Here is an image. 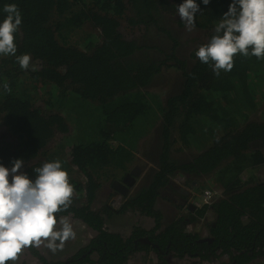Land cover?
Returning a JSON list of instances; mask_svg holds the SVG:
<instances>
[{"label": "trees", "instance_id": "obj_1", "mask_svg": "<svg viewBox=\"0 0 264 264\" xmlns=\"http://www.w3.org/2000/svg\"><path fill=\"white\" fill-rule=\"evenodd\" d=\"M196 2L189 37L196 44L182 55L183 0H0V23L8 4L22 16L16 55H0V164L11 168L22 159V171L35 180V168L60 160L74 191L57 218L72 217L94 233L67 259H47L31 247L43 264H126L137 252L158 264L170 257L250 264L264 256V180L242 176L264 166V118L251 117L264 97V57L238 53L232 70L217 76L195 53L232 0ZM122 22L141 35L123 32ZM24 54L31 57L26 70L16 60ZM169 73L176 82L160 97L153 86ZM192 144L198 151L190 157L172 154ZM144 158L155 166L142 178L133 171ZM128 174L134 183L122 194L115 182ZM179 174L189 186L215 174L223 195L210 204L178 202L169 218L158 202L173 201L165 193ZM127 214L135 220L129 233L110 226ZM209 216L210 238L201 239L189 226Z\"/></svg>", "mask_w": 264, "mask_h": 264}, {"label": "clouds", "instance_id": "obj_2", "mask_svg": "<svg viewBox=\"0 0 264 264\" xmlns=\"http://www.w3.org/2000/svg\"><path fill=\"white\" fill-rule=\"evenodd\" d=\"M209 3L210 0H203L204 5ZM3 11L7 15L0 23V55L15 56L14 34L22 23L21 12L16 4L5 5ZM199 11L196 0H183L177 7L189 32L196 27L195 18ZM214 32L210 41L200 46L195 55L202 63L210 64L217 76L220 70H232L234 56L238 53L264 57V0H232ZM16 60L26 70L31 57L24 54L17 56ZM4 88L10 91L7 83ZM11 163V168L0 164V264L17 261L22 251L30 247L43 245L56 252L76 236L68 216L57 218V213L69 209L74 191L62 162L54 160L35 168V180L22 171L25 163L22 159H14ZM192 186L188 183L183 189ZM197 188L192 187L188 196L197 195ZM223 188L217 189L219 194L213 200L223 195Z\"/></svg>", "mask_w": 264, "mask_h": 264}, {"label": "rangeland", "instance_id": "obj_3", "mask_svg": "<svg viewBox=\"0 0 264 264\" xmlns=\"http://www.w3.org/2000/svg\"><path fill=\"white\" fill-rule=\"evenodd\" d=\"M121 29L123 32L131 35V36H140L141 33H140V30L138 27H132L129 28L126 26V24H124V22H122L121 24ZM85 30H88V27L84 26V28L82 30H80V34L78 37H80V35H82L83 33H85ZM186 28L184 29V32L181 34V38H180V41H182V47L180 48V53H190V48H192L195 44L192 43V38H189L190 36H192V34L194 33V30L189 32L188 30H186ZM143 40V39H142ZM160 40V38L158 39ZM183 55V54H182ZM176 75L171 74L169 73V77H164V78H161L162 80H160V82L156 83L153 88H154V91L160 96L161 94L162 95H165V94H168V92L172 91L173 89L170 88V87H173V83L174 81L176 82V78H175ZM262 92L261 94L264 95V85L262 86ZM156 94V95H157ZM263 100L258 104L257 108L253 111L251 117L252 118H261L263 117L264 118V97L262 98ZM154 105V104H153ZM151 140V139H150ZM62 140H60L61 142ZM147 141V140H146ZM145 141V142H146ZM151 142V141H149ZM180 146V145H179ZM195 146V147H194ZM177 147V145L175 146ZM173 147V148H175ZM67 148V147H66ZM196 145L192 144L190 149H187V150H183V151H175L173 150L172 151V154L177 158V159H180L181 157H190V155H192L194 152L196 153V151H198L196 149ZM67 152H69V149L67 148L66 149ZM140 156L142 159L138 160V161H142L143 160V155L137 153V157ZM145 159V163L140 166H136L138 168H140L141 172L137 175L138 177H144L147 172L149 171V169H153L155 164L154 162L151 160V159ZM137 161V162H138ZM135 162V163H137ZM254 174L255 176H259L260 179H264V166H262L261 168L259 169H251L250 167L246 168V170L242 173V176H243V179H247L250 175ZM120 175V173L118 174ZM214 175V176H213ZM212 176H204L206 177V181H203L201 183V179L199 178V184H197L198 188H197V191H196V194L195 196H192V197H189L187 196V198H185L186 200H189V201H197L198 198H196V196L200 195L203 188H211V189H220L222 188L221 184L216 182L215 181V174H213ZM261 175V176H260ZM209 177V178H208ZM176 179H178L180 181V185L181 186H188V182H187V179H188V176H185V175H177L174 180L176 181ZM142 180V179H141ZM194 187V186H192ZM192 187H185L186 190L190 191V193L193 191L192 190ZM178 196L181 195V193H178L177 194ZM117 196L118 195H115L113 197V199L111 198V202H112V205L113 206H118V200L117 201H114L117 199ZM160 201L158 202L160 206H162V208H164V212L166 213V215H168L169 218H172V216L176 215V212L178 213L179 212V209L176 207V203H178L177 200H175L174 202L173 201H167L165 198H161L159 199ZM186 200H183V201H186ZM176 202V203H175ZM192 202V203H193ZM178 209V210H177ZM129 215V214H128ZM128 215H124V216H119V217H113L110 219V226H113L115 228L119 227V226H123L124 225V233H129L130 230H131V225L132 223L135 221L133 220V222H130V219L127 218ZM71 222L73 223V228H74V231L76 232V236L74 239H69L68 241H66L64 243V246L62 248V251L64 253L68 252V253H73L78 245L83 242V241H86V238L89 236L90 231L89 229H84L83 225L76 219H73L71 217H69ZM211 219V217H207L205 221L201 220L197 223H193L189 226V229L190 230H199L200 233H203L205 232V223L206 221H209ZM178 264H191V261L187 258H184V259H179V261L177 262ZM252 263H260V264H264V256H261L259 259H257L256 261L252 262ZM250 263V264H252ZM16 264H35L34 261H33V258L29 255H20L18 260H17V263ZM126 264H158V261L156 259V256H149L148 254H145V253H142V252H137L136 254H134L131 259L126 263ZM174 264V263H172ZM200 264H218V259L216 262H212V263H206V262H203V263H200Z\"/></svg>", "mask_w": 264, "mask_h": 264}, {"label": "flooded vegetation", "instance_id": "obj_4", "mask_svg": "<svg viewBox=\"0 0 264 264\" xmlns=\"http://www.w3.org/2000/svg\"><path fill=\"white\" fill-rule=\"evenodd\" d=\"M0 128H2L1 126H0ZM135 172V170L133 171V173ZM140 172H141V170H140ZM179 175H181V174H179ZM120 176V175H119ZM129 176V179L128 180H122V181H116L115 182V186H117V185H119L120 183H123L125 186H126V188H127V191H128V185L127 184H129V185H131L132 183H134V178H132V176L130 175V174H128V175H126V177H128ZM177 176V175H176ZM175 176V177H176ZM261 176V175H260ZM125 177V178H126ZM175 177H173L172 178V181H171V186L169 187H167V191L168 190H170L169 192H166L165 194H170L169 196L171 197V198H173V202L175 201V200H177L178 202H180L179 204H184V205H191V206H195V205H201L200 203H195V202H193L192 203V200L191 201H189V200H186L185 198H187V197H185L184 198V196H186V195H189L190 194V191H188V190H186V189H183V188H181L180 186H178V185H176L177 183L178 184H180V181L178 180V179H176V181L174 180V178ZM264 180V179H263ZM176 183H175V182ZM196 185L197 184H193V186L194 187H196ZM169 188V189H168ZM178 188V189H177ZM116 189H117V187H116ZM171 189H174V190H176L177 192L176 193H173V191L171 190ZM118 191H120L119 189H117ZM126 191V192H127ZM122 194L123 193H125V192H122V191H120ZM178 193H181V195L180 196H178L177 194ZM193 195H195V193H193ZM192 195V196H193ZM188 199V198H187ZM118 200V206H119V204H120V202H121V196L120 195H118L117 196V199L116 200H114V201H117ZM183 200H186V201H183ZM176 203V202H175ZM176 205H177V203H176ZM128 215V214H127ZM129 216H132V215H128L127 216V218H129L130 220L132 219L131 217H129ZM72 218V217H71ZM74 219V218H73ZM131 222H133V221H131ZM81 224H82V222H80ZM83 225V224H82ZM83 227H84V229H89L90 230V228H88L87 226H85V225H83ZM203 228H205V232H203V233H200L199 232V230H194V231H196V232H199L200 233V235L202 236L201 237V239H208V238H210L209 236H208V231H207V228H206V226L205 227H203ZM91 231V230H90ZM93 236H94V233L93 232H90V234H89V236L86 238V241H83V242H81L79 245H78V247H77V249L73 252V253H68V252H66V253H64L63 251H62V249H58L56 252H52L50 249H48V248H46V247H44L43 245L41 246V247H39V248H37V247H34V248H36L37 250H38V252H39V255H43L44 257H46L47 259H67L68 257H70V256H73V255H75V254H77L82 248H85V247H87L88 245H89V241H90V239L91 238H93ZM142 253H145V252H142ZM30 255L32 258H33V261H34V263L35 264H43L42 263V261H41V259H40V256L39 255H37V254H35L34 253V251L32 250V248L30 247V248H26V249H24L23 251H22V253L20 254V255ZM95 254H97V253H95ZM19 255V256H20ZM131 259V258H130ZM129 259V260H130ZM157 259V258H156ZM221 259L222 260H227V259H229L228 258V255H223L222 257H221ZM169 261H170V264H172V263H174V264H178L177 262L179 261V259H174V258H169ZM217 261V259L216 260H214V262H216ZM17 263V261H15L13 264H16ZM9 264H12V263H9ZM218 264H220V261L218 260ZM253 264V263H252Z\"/></svg>", "mask_w": 264, "mask_h": 264}, {"label": "built area", "instance_id": "obj_5", "mask_svg": "<svg viewBox=\"0 0 264 264\" xmlns=\"http://www.w3.org/2000/svg\"><path fill=\"white\" fill-rule=\"evenodd\" d=\"M198 185H196L197 187ZM219 194V191L217 189H211V188H205L202 190L201 194L197 196V203L203 204V203H210L212 202L213 198Z\"/></svg>", "mask_w": 264, "mask_h": 264}, {"label": "water", "instance_id": "obj_6", "mask_svg": "<svg viewBox=\"0 0 264 264\" xmlns=\"http://www.w3.org/2000/svg\"><path fill=\"white\" fill-rule=\"evenodd\" d=\"M139 173H140V168H136L134 174L135 175H138ZM128 179H129V176L125 178V180H128ZM116 187H117V189H119L122 192H125L126 193V191H127V188H126V186L123 183H120Z\"/></svg>", "mask_w": 264, "mask_h": 264}, {"label": "crops", "instance_id": "obj_7", "mask_svg": "<svg viewBox=\"0 0 264 264\" xmlns=\"http://www.w3.org/2000/svg\"><path fill=\"white\" fill-rule=\"evenodd\" d=\"M175 182V181H174ZM187 182H188V180H187ZM176 183V182H175ZM176 185H178V186H180L181 188H183V186H181L180 184H176ZM185 188V187H184ZM178 189V188H177ZM192 193V192H191Z\"/></svg>", "mask_w": 264, "mask_h": 264}]
</instances>
